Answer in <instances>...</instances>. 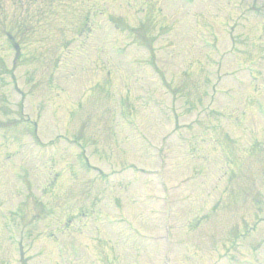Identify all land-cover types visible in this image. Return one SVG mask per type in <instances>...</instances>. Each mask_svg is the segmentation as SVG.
Wrapping results in <instances>:
<instances>
[{"label": "rangeland", "instance_id": "rangeland-1", "mask_svg": "<svg viewBox=\"0 0 264 264\" xmlns=\"http://www.w3.org/2000/svg\"><path fill=\"white\" fill-rule=\"evenodd\" d=\"M206 19L214 25L217 41L207 35ZM202 38L215 45L204 46ZM116 41L122 54L112 48ZM11 42L19 49L17 59ZM149 50L170 87L150 72ZM132 75L157 100H141L148 93L138 89ZM106 80L121 89L109 99L102 92ZM114 87L107 85L110 92ZM2 92L12 95L13 102L24 97L19 117L42 114L37 134L43 142L64 130L69 133L75 110L77 125L86 126L93 139L84 149L89 160L111 172L128 157L150 170L110 177L116 174L114 180L123 181L126 188L115 186V194L128 213L133 202L149 206L142 214L153 233L160 202L171 201V246L166 247L171 264H242L238 258H254V249L241 245L244 237H264V220L254 225L264 215V119L253 105L255 98L264 103V0H0ZM184 100L195 102V110L185 111ZM4 110L10 115L12 105L0 104ZM25 125L4 132L8 139L0 142V264H18L11 234L17 240L19 232L27 235L22 239L26 264H64L52 236L60 234L61 240L71 233L81 247L74 264H132L130 246L116 233L104 234L102 217H78L84 205L85 211L92 207L103 217L113 215L101 198L90 203L80 169L68 172L78 149L57 137L42 151L30 143ZM137 126L147 130L144 138L127 136L120 142ZM109 143L117 149L99 158ZM15 149L19 151L13 154ZM20 161L31 170L18 171ZM55 173L57 180L46 192L50 199L65 196L62 203H45L47 210L42 207L39 217L35 206L37 221L26 216L22 229L7 227L22 209L18 205L26 189L32 187L25 205L30 206L29 196L42 198ZM157 173L164 175L167 193L159 192ZM80 227L83 232L74 230ZM85 227L94 232H84ZM106 228L116 230L114 225ZM141 242L143 264H160V241ZM259 249L258 258H264V242Z\"/></svg>", "mask_w": 264, "mask_h": 264}]
</instances>
